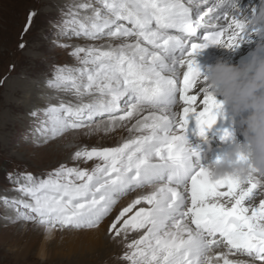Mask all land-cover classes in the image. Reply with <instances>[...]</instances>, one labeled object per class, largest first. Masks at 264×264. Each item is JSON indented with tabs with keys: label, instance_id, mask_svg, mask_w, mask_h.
Returning <instances> with one entry per match:
<instances>
[{
	"label": "snow or ice",
	"instance_id": "obj_1",
	"mask_svg": "<svg viewBox=\"0 0 264 264\" xmlns=\"http://www.w3.org/2000/svg\"><path fill=\"white\" fill-rule=\"evenodd\" d=\"M202 3L207 7L201 0H86L69 9L60 35L107 43L75 46L70 55L80 67L54 69L49 87L79 102L44 108L37 131L45 140L102 126L132 135L116 146L79 147L74 166L61 163L44 178L21 173L19 197H0L15 212L5 219L49 235L107 221L126 264H264V176L254 172L243 185L232 176L214 179L208 166L222 155L208 160L189 142L193 127L203 138L225 116L196 56L210 46L264 44V32L250 23L264 0L251 16L237 0ZM36 15L29 12L22 41ZM89 161L91 168L75 166Z\"/></svg>",
	"mask_w": 264,
	"mask_h": 264
},
{
	"label": "rangeland",
	"instance_id": "obj_2",
	"mask_svg": "<svg viewBox=\"0 0 264 264\" xmlns=\"http://www.w3.org/2000/svg\"><path fill=\"white\" fill-rule=\"evenodd\" d=\"M82 2L86 0H0V81H3L0 83V197H19L15 181L21 173L44 178L61 163L74 166L70 157L79 147H111L130 138L123 135L122 128L105 132L103 126L90 135L81 130L51 140H45L37 131L40 121L45 119L44 108L60 101L79 102L73 94L68 96L63 90L60 94L59 90L49 87L54 69L80 67L70 55L75 46L107 43L60 35L59 22L68 19L69 9ZM30 11L37 15L22 41V29ZM21 42L26 44L24 49L18 47ZM63 44L71 47H61ZM35 86H40L41 90L33 96ZM12 89L19 93L14 95ZM83 99L87 102L91 97ZM33 111L37 112L36 117L30 115ZM75 166L91 168L94 163ZM128 199L123 198L118 206L126 204ZM8 215L14 217V210L0 200V264H126L121 259L125 251L123 245L114 243L105 234L107 221L101 225L104 228V233L99 235L101 238L96 233L72 236L81 230H64L45 239L43 234L35 232L34 224L13 223L5 219ZM134 236L130 234L129 239Z\"/></svg>",
	"mask_w": 264,
	"mask_h": 264
},
{
	"label": "clouds",
	"instance_id": "obj_3",
	"mask_svg": "<svg viewBox=\"0 0 264 264\" xmlns=\"http://www.w3.org/2000/svg\"><path fill=\"white\" fill-rule=\"evenodd\" d=\"M250 23L264 32V3ZM203 79L244 126V143L224 153L218 163H210V175L214 179L232 176L242 185L254 172L264 176V44H257L242 66L218 62L207 68ZM241 153L242 160L238 159Z\"/></svg>",
	"mask_w": 264,
	"mask_h": 264
},
{
	"label": "bare ground",
	"instance_id": "obj_4",
	"mask_svg": "<svg viewBox=\"0 0 264 264\" xmlns=\"http://www.w3.org/2000/svg\"><path fill=\"white\" fill-rule=\"evenodd\" d=\"M185 3H187V0H185ZM247 15L251 16V13L250 14H247ZM205 19H207V17ZM116 43H119V41H114L113 44H116ZM256 45H257L256 42L243 43V44H241V46L239 48H237L235 50H230V49H227V48L218 46V45L217 46H210V47L204 49L199 55L196 56V58H195L196 59V63L198 64V66H199V68H200V70H201L202 73H204L207 70L208 67L214 66L218 62H226V63L231 64V65H234V66H242L243 64L247 63L251 59V52L255 49ZM35 87L36 88H34L33 96L36 95V93L38 92L39 89L41 90L40 86H35ZM11 91H14V93H13L14 95H16V93H19V92H17L16 89H12ZM59 92H60V94L63 93L62 90H59ZM58 93H57V95H58ZM70 94H73V93L71 91H67V95L69 96ZM73 98L74 97H70L69 99H73ZM40 99H42V98H40ZM218 99H220L221 101H223L219 97H218ZM51 100L49 102H51ZM30 104H32V103H30ZM50 105H52V104H50ZM224 105L225 106H228L226 104H224ZM128 127H130V123L128 124ZM121 128L125 130L124 131V134H123L124 136L125 135L126 136L130 135V137H131L132 134H130L129 132L127 133V130H126L127 127H117L116 130H119ZM230 130L232 131L231 128H230ZM209 131L211 132V130H209ZM192 133L189 134V142L194 147H197L198 146L205 153L208 152V156H207L208 160L210 158V155L213 154V152H214V150L216 148H222V146H224L218 140L214 139L213 138V134H211V133H209L210 135H206L203 138L200 137L197 134V132H192ZM234 134H235V132L233 133V136H234ZM194 135H195V138L193 140H191L194 137ZM210 144L215 145L216 148H214V147H212V148L207 147V145H210ZM223 154H224V150L221 151V155H223ZM118 208H119V206H118ZM11 215H8V217L9 216L10 217H13ZM33 226H34L35 232H37L38 234H41V235L43 234V236H45L44 237L45 239H47V237L50 236L49 234L45 233L43 229L37 228L35 225H33ZM91 233H96L95 235H98L99 236L101 233H104V228L101 227V228L96 229V230H81V232H74L71 235L72 236L74 235V236L83 237V236H88ZM51 235H53V234H51ZM98 236H96V237H98ZM99 237L101 238L102 236H99ZM41 248H43V246Z\"/></svg>",
	"mask_w": 264,
	"mask_h": 264
}]
</instances>
